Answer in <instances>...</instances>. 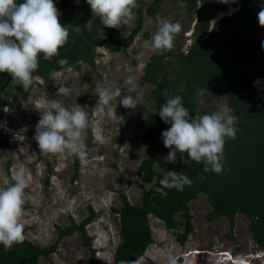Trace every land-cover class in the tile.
I'll return each instance as SVG.
<instances>
[{
    "label": "trees",
    "instance_id": "1",
    "mask_svg": "<svg viewBox=\"0 0 264 264\" xmlns=\"http://www.w3.org/2000/svg\"><path fill=\"white\" fill-rule=\"evenodd\" d=\"M164 1L151 0L146 4L145 0H137V7L133 10L134 24L128 33L121 39L113 37L103 45L111 53L128 48L143 30L145 16L155 19ZM54 3L59 10L61 24L69 28V37L57 58L47 61L38 57L40 65L34 77H40L43 83L35 79L34 84L43 87L53 83L49 79L52 70L59 71L67 66L78 68L79 61L95 67L100 53L96 50L97 45L86 38L82 25L87 35L98 42L111 33V27H103L98 19L92 17L86 0H54ZM200 3L201 0L185 2L186 15L194 21L192 43L186 49L174 46L170 51L153 52L143 66L140 79L149 86L153 109L146 114L147 129L143 139L147 141L148 149L138 163L137 173L151 185L142 190L137 204L130 203L124 192L118 191L121 204L113 211L119 217L120 241L113 253L114 264L122 260L138 264L139 257L153 242L149 215L162 220L183 244L193 231L189 202L199 194H204L209 204L206 213L208 221L225 217L229 223L227 235L233 239L235 216H245L253 240L264 250V49L261 47L264 26L258 18L259 12L264 9V0H229V3L203 0L201 6ZM234 3H238L234 12L210 25L217 11H226ZM90 20V25L85 27ZM76 22L75 27H79L75 29V47L69 53L60 55L72 47V27ZM61 59L66 63L61 65L58 62ZM9 75L0 72V117L17 89L22 100L28 97V92L12 77L1 88ZM257 79L261 81L259 85L254 84ZM197 90H200L199 95ZM202 94L224 98L226 105L239 118L236 138L227 139L224 145L225 165L221 174L205 173L203 164L188 159L186 153L184 159L177 153L176 162L168 163L165 157L169 149L161 146V133L170 127L158 114L166 99L182 96L184 105L194 117L208 113L201 104ZM1 145L5 150L6 142ZM169 170L187 174L193 183L186 185L183 191L163 188L159 181ZM201 176L205 177L203 181ZM11 177L7 174L6 184ZM87 210L88 215L79 222L57 226L56 240L49 245L35 244L25 235L22 243L15 244L8 251L0 245V264H38L41 257L47 259L56 252L64 236L75 231L80 233L83 245L90 248L91 239L86 234V225L93 220L95 211L91 206H87ZM177 213L181 220L175 218Z\"/></svg>",
    "mask_w": 264,
    "mask_h": 264
},
{
    "label": "rangeland",
    "instance_id": "2",
    "mask_svg": "<svg viewBox=\"0 0 264 264\" xmlns=\"http://www.w3.org/2000/svg\"><path fill=\"white\" fill-rule=\"evenodd\" d=\"M185 2L166 0L155 19L145 16L143 30L125 50L111 53L105 45H98L96 50L100 55L95 67L81 61L77 62L78 68L67 66L59 70L61 77L55 83L44 87L33 84L25 100L14 88L17 91L5 106L8 110H3L0 117V188L5 186L7 174L25 176L28 183L21 218L25 237L35 244L49 245L56 240L57 226L79 222L88 215L87 206L95 211L93 220L86 225L90 248L83 245L80 233L75 231L64 236L56 252L47 259L41 257L38 264H114L113 253L120 241L119 217L113 211L121 204L118 191L124 192L130 203L137 204L142 190L151 185L137 173L138 163L148 149L143 139L146 114L153 109L149 86L140 79L143 66L153 53L144 42L151 41L162 21H179L182 29L175 37L174 46L186 49L194 40V21L186 15ZM133 24L132 19L127 25L115 28L114 38H123ZM129 74L136 76L139 89L144 92L143 99L135 109H127L117 98L112 103L114 115L109 118L94 89L115 85L122 89V95L126 94L124 81ZM61 85L71 86L70 97L56 95ZM50 99H60L67 107L81 106L88 113L89 127L83 135L86 149L81 155L40 152L34 139L40 118L37 108ZM200 99L208 113L228 107L224 98L202 94ZM3 142H6L5 150H2ZM189 207L193 231L183 244L162 220L149 215L153 242L139 257L138 264H264V250L253 240L245 216H235L233 239H230L225 217L215 221L206 219L210 207L204 194L190 201ZM175 218L181 220L180 214Z\"/></svg>",
    "mask_w": 264,
    "mask_h": 264
},
{
    "label": "clouds",
    "instance_id": "3",
    "mask_svg": "<svg viewBox=\"0 0 264 264\" xmlns=\"http://www.w3.org/2000/svg\"><path fill=\"white\" fill-rule=\"evenodd\" d=\"M90 6L92 17L98 19L104 27L120 28L134 18L137 0H86ZM229 3V0H218ZM235 2V0H233ZM203 0H201L200 6ZM59 10L54 0H0V72L11 74L28 92L36 78L34 73L39 68L38 57L51 61L59 56L60 49L69 37V28L59 20ZM259 23L264 26V9L259 14ZM91 22V20H90ZM89 25H85L88 27ZM77 27H72L75 30ZM179 21H162L151 41L144 46L154 53L170 51L174 48V40L181 32ZM264 49V41L261 42ZM61 65L64 60L58 61ZM61 77V72L52 70L49 79L54 83ZM126 94L122 95L119 86H96L94 94L98 102L107 109L106 116L114 115L113 101L127 109H135L144 92L139 89L134 74L126 76ZM260 79L254 81L259 85ZM73 89L69 85L57 88L58 97L68 98ZM167 90H164L166 93ZM162 93V94H164ZM200 90H197V95ZM40 118L35 126L34 139L40 152L63 154L65 152L79 156L85 149L83 135L89 127L88 113L81 106H65L60 99H50L39 108ZM5 111L8 109L5 108ZM190 110L183 103L180 95L167 98L160 107L158 114L170 127L163 130V144L169 149L165 157L168 163H175L177 153L187 154L188 159L203 164L205 173L221 174L224 171V145L227 139H235L239 118L232 110L224 107L199 116H191ZM205 177L201 176V181ZM27 180L21 173L14 174L6 186L0 188V245L4 251L10 250L15 244L24 241V192ZM166 189L183 191L191 186L192 179L183 172L169 170L160 181ZM119 264H128L120 261ZM174 264V262H173Z\"/></svg>",
    "mask_w": 264,
    "mask_h": 264
},
{
    "label": "water",
    "instance_id": "4",
    "mask_svg": "<svg viewBox=\"0 0 264 264\" xmlns=\"http://www.w3.org/2000/svg\"><path fill=\"white\" fill-rule=\"evenodd\" d=\"M230 7H231L232 9H235V7H233V6H230ZM230 7H229V8H230ZM229 8H228V10H229ZM228 10H226V11H228ZM232 12H234V10L230 11L229 13H226V12H221V14H218L219 12L216 13V15L211 19L210 25L212 26V25L215 23V21H216L217 19H219V18H221L222 16H225V15H230ZM90 23H91V22L89 21V22L87 23V25H89ZM76 24H78V22H76V23L73 25V27H75ZM82 27H83V32L85 33L86 38L89 39L91 42L95 43L96 45H102V44H104V43L107 42L109 39L113 38V37H114V34H115V32H114L115 28L112 27V31H113V32H112L110 35H108L107 37H105L103 40H101V41L98 42V41H95V40L91 39V38L87 35V33L85 32L84 25H82ZM72 33H73V44H72V47H71L69 50L64 51V52L61 53L60 55L65 54V53H69L70 51H72V50L74 49L75 44H76L75 30H72ZM42 60H44V59H42ZM10 78H11V74L8 76L7 80H6V81L4 82V84L2 85V87H1L2 89L5 87L7 81H8Z\"/></svg>",
    "mask_w": 264,
    "mask_h": 264
},
{
    "label": "bare ground",
    "instance_id": "5",
    "mask_svg": "<svg viewBox=\"0 0 264 264\" xmlns=\"http://www.w3.org/2000/svg\"><path fill=\"white\" fill-rule=\"evenodd\" d=\"M229 7H230V6H229ZM229 7H228V8H229ZM230 8H231V7H230ZM227 10H228V9H227ZM232 10L235 11L236 9H231V11H232ZM218 12H219V14H220L221 12H226V11H217L216 13H218ZM112 32H113V31H112V27H111V33H112ZM114 32H115V30H114ZM111 33H110V34H111ZM110 34H109V35H110ZM106 37H107V36H106ZM97 46H98V45H97Z\"/></svg>",
    "mask_w": 264,
    "mask_h": 264
},
{
    "label": "flooded vegetation",
    "instance_id": "6",
    "mask_svg": "<svg viewBox=\"0 0 264 264\" xmlns=\"http://www.w3.org/2000/svg\"><path fill=\"white\" fill-rule=\"evenodd\" d=\"M229 6H233V7H235V9L238 7V3H234V4H231V5H229ZM90 25V24H89Z\"/></svg>",
    "mask_w": 264,
    "mask_h": 264
}]
</instances>
